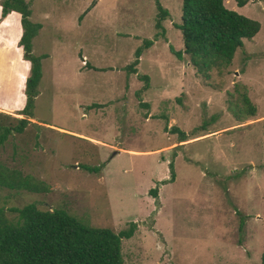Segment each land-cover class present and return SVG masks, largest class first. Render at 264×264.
<instances>
[{
  "label": "rangeland",
  "instance_id": "374dc122",
  "mask_svg": "<svg viewBox=\"0 0 264 264\" xmlns=\"http://www.w3.org/2000/svg\"><path fill=\"white\" fill-rule=\"evenodd\" d=\"M41 25L31 41L41 77L32 119L0 164L44 184L0 189V209L62 210L113 232L123 264H260L264 252V0H223L259 31L228 66L197 75L183 57L181 0H24ZM19 15L0 14V112L25 102L29 63ZM152 42L147 49L142 42ZM140 49L135 74L126 67ZM139 76H146L147 84ZM244 94L255 108L242 112ZM184 134L185 141L180 142ZM173 178H170V167ZM102 167L97 174L80 168ZM156 190V197L149 194Z\"/></svg>",
  "mask_w": 264,
  "mask_h": 264
},
{
  "label": "trees",
  "instance_id": "16d2710c",
  "mask_svg": "<svg viewBox=\"0 0 264 264\" xmlns=\"http://www.w3.org/2000/svg\"><path fill=\"white\" fill-rule=\"evenodd\" d=\"M154 0L157 15L155 28L167 17V11ZM247 0H235L237 7H242ZM14 12L19 15L21 29L18 46L23 58L29 63V76L25 83V102L15 118L0 113V148L11 135L24 132L27 125L33 124V101L37 95V85L41 77L40 60L46 56L31 54V41L41 28L38 23L29 20V5L24 0H0L2 17ZM259 23L226 9L223 0H181L180 21L174 25L179 31L182 50L169 52L180 61L185 56L197 75L207 78L211 69H220L230 64L236 50L242 48L244 40H251L259 31ZM152 42L145 40L142 48L147 49ZM140 49L126 70L135 74V66L140 56ZM146 88L147 77L139 76ZM241 112L246 117L255 114V108L244 94L241 95ZM179 132V131H178ZM180 142L185 141L179 132ZM170 167V178L173 173ZM88 173L97 174L98 167L80 166ZM0 189L42 193L45 186L39 181L22 176L19 171L0 164ZM149 194L156 197V190ZM16 214L14 222L8 221L0 209V264H123L121 242L132 237L136 230L135 223H129L125 229L113 232L107 228H93L81 224L62 210L41 211L35 204H28L20 209H11ZM264 264V252L260 256Z\"/></svg>",
  "mask_w": 264,
  "mask_h": 264
},
{
  "label": "crops",
  "instance_id": "0c3cea01",
  "mask_svg": "<svg viewBox=\"0 0 264 264\" xmlns=\"http://www.w3.org/2000/svg\"><path fill=\"white\" fill-rule=\"evenodd\" d=\"M12 13H14V12H12ZM20 34H21V32H20ZM19 37H20V35L18 34L17 37H16V39L14 41L17 42V40H18ZM0 112L10 113V111L4 110V109H0Z\"/></svg>",
  "mask_w": 264,
  "mask_h": 264
}]
</instances>
